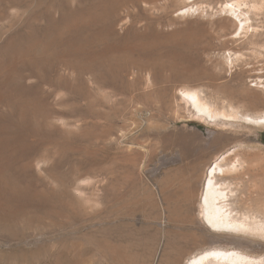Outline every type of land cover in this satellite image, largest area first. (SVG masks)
I'll return each instance as SVG.
<instances>
[{
  "label": "rangeland",
  "instance_id": "rangeland-1",
  "mask_svg": "<svg viewBox=\"0 0 264 264\" xmlns=\"http://www.w3.org/2000/svg\"><path fill=\"white\" fill-rule=\"evenodd\" d=\"M257 117L264 0H0V264H264L244 178L227 203L257 232H213L199 205L214 160L264 158Z\"/></svg>",
  "mask_w": 264,
  "mask_h": 264
},
{
  "label": "bare ground",
  "instance_id": "bare-ground-1",
  "mask_svg": "<svg viewBox=\"0 0 264 264\" xmlns=\"http://www.w3.org/2000/svg\"><path fill=\"white\" fill-rule=\"evenodd\" d=\"M193 9L194 7L191 6L184 12H192ZM238 9L239 4L236 6L232 5L229 9L230 16L235 21L236 19L234 16L238 17ZM240 24L242 23L239 22V26ZM181 95L186 98L188 104L191 106V109L197 116L213 123L220 119L215 112L202 103V100L195 91L185 90L182 91ZM243 123L253 126H263L264 117L252 119L247 118L244 119ZM237 155H245V158H243L244 161H241L242 158L240 157V159H238ZM235 157L238 159L237 161L235 160ZM242 178H244V186H247L249 201L252 205L256 206L257 210L264 211V158L262 159L257 152L251 153L250 151L248 152V150H239L238 148L233 150L230 154L220 156V159L214 160V162L205 171L204 180L201 185L199 205L201 208V221L209 230L213 232L230 233H253L259 230L252 224L247 223L245 220L236 218L233 211L228 207L227 201L229 200V193L231 192L230 188L233 186V181L235 180L234 182H236ZM166 181L169 185L172 184V179H168ZM192 193L193 192L191 190L185 191L186 195L188 194L192 196ZM168 207L163 209L160 215L159 223L161 224H167L173 216L177 217V212L175 213L174 211H171ZM261 231L262 230H260V233ZM262 233L264 232L262 231ZM211 263L261 264V261L235 251L210 249L189 258L186 262V264Z\"/></svg>",
  "mask_w": 264,
  "mask_h": 264
}]
</instances>
